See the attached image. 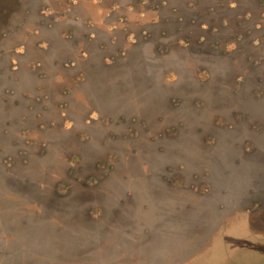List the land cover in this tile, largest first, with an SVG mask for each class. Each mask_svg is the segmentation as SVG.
Listing matches in <instances>:
<instances>
[{
  "label": "rangeland",
  "instance_id": "374dc122",
  "mask_svg": "<svg viewBox=\"0 0 264 264\" xmlns=\"http://www.w3.org/2000/svg\"><path fill=\"white\" fill-rule=\"evenodd\" d=\"M189 1L0 0V264H264L259 3Z\"/></svg>",
  "mask_w": 264,
  "mask_h": 264
},
{
  "label": "trees",
  "instance_id": "16d2710c",
  "mask_svg": "<svg viewBox=\"0 0 264 264\" xmlns=\"http://www.w3.org/2000/svg\"><path fill=\"white\" fill-rule=\"evenodd\" d=\"M244 1V0H240ZM259 5L258 8H256L255 10L253 9H248L245 10V12L243 13H239V17L241 18L240 21L245 24L248 20L251 22L253 21L254 27H247L246 29V35L248 34H253V32L258 31L260 35H256L254 37H252V40L250 42V46L252 45L253 47H258V46H264V0H257ZM201 2L207 3V5H210V2H214L216 3V5H239L237 4L236 0H190L189 2H184L186 5H199ZM204 11H201V13L199 12V16H205V13H203ZM254 14H256L258 17L256 18V15L254 16ZM240 32V31H238ZM245 32V31H244ZM243 31L240 32V34L244 33ZM233 37H231L232 39ZM229 44H235V40L230 41L227 43ZM234 48V47H232ZM240 54H246V52L244 50H240L239 51ZM250 57H248L249 59ZM261 58L258 59V63L259 64V60Z\"/></svg>",
  "mask_w": 264,
  "mask_h": 264
}]
</instances>
